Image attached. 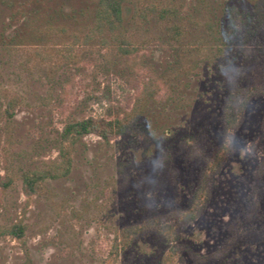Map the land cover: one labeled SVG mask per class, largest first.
I'll return each mask as SVG.
<instances>
[{
    "label": "rangeland",
    "instance_id": "1",
    "mask_svg": "<svg viewBox=\"0 0 264 264\" xmlns=\"http://www.w3.org/2000/svg\"><path fill=\"white\" fill-rule=\"evenodd\" d=\"M97 1L0 0V264H264V93L236 128L221 116L228 82L263 84L264 0H126L131 54L90 35ZM149 81L120 135L76 138L68 173L25 194L22 173L58 161L66 123L125 118ZM217 150L204 210L175 221Z\"/></svg>",
    "mask_w": 264,
    "mask_h": 264
},
{
    "label": "trees",
    "instance_id": "2",
    "mask_svg": "<svg viewBox=\"0 0 264 264\" xmlns=\"http://www.w3.org/2000/svg\"><path fill=\"white\" fill-rule=\"evenodd\" d=\"M126 0H98L93 15V23L89 30L90 35L97 36L108 33L109 39L115 43L117 50L122 54H131L135 49L126 39L117 34L122 22L123 3ZM175 27H169V29ZM230 75V74H229ZM228 77L227 74H225ZM222 104V121L225 129L236 128L242 120V113L249 99L256 94L264 93L263 84L260 86L239 87L232 82H228ZM156 90V83L149 81L144 83L136 95L131 111L125 118L111 119L87 117L75 122L66 123L60 132V143L58 147V161L53 162L43 169H37L22 173V186L26 195L40 192V182L46 178H56L68 173L71 160V148L76 138L85 134H94L104 140H109L113 136L120 135L130 120L139 113L143 103L150 98ZM15 100L10 99L6 105L8 115L13 113ZM224 153L217 150L212 156L205 158L204 164L199 174V180L194 191L191 207L180 213L174 214V220L177 222L193 221L202 213L210 197V180L219 170ZM264 167L262 162L261 169ZM9 229L5 232H11ZM139 230V229H138ZM157 231L161 234H167L173 238L177 235V227L174 224H157ZM0 229V233H3ZM15 234L14 231L11 232ZM137 230L128 228L121 232L117 248L122 249L135 235Z\"/></svg>",
    "mask_w": 264,
    "mask_h": 264
}]
</instances>
